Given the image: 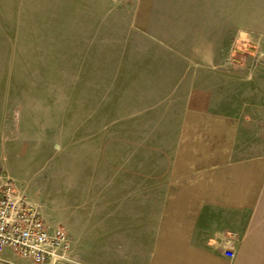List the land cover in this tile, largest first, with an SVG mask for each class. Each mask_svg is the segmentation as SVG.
Here are the masks:
<instances>
[{"label": "crops", "instance_id": "crops-1", "mask_svg": "<svg viewBox=\"0 0 264 264\" xmlns=\"http://www.w3.org/2000/svg\"><path fill=\"white\" fill-rule=\"evenodd\" d=\"M256 1H135L114 105L77 126L102 129L97 162L59 192L70 264H264V59L213 70L234 59L241 14L264 36Z\"/></svg>", "mask_w": 264, "mask_h": 264}, {"label": "rangeland", "instance_id": "rangeland-1", "mask_svg": "<svg viewBox=\"0 0 264 264\" xmlns=\"http://www.w3.org/2000/svg\"><path fill=\"white\" fill-rule=\"evenodd\" d=\"M135 1L0 0V177L38 206L53 229L60 227L59 192L86 184L97 162L98 145L87 139L102 129L77 126L102 120L104 106L114 105ZM251 18L241 14L234 59L213 70L262 71L263 32L243 30Z\"/></svg>", "mask_w": 264, "mask_h": 264}, {"label": "built area", "instance_id": "built-area-1", "mask_svg": "<svg viewBox=\"0 0 264 264\" xmlns=\"http://www.w3.org/2000/svg\"><path fill=\"white\" fill-rule=\"evenodd\" d=\"M69 251L65 230L48 226L40 208L12 181L0 180V255L9 252L33 264H70Z\"/></svg>", "mask_w": 264, "mask_h": 264}]
</instances>
